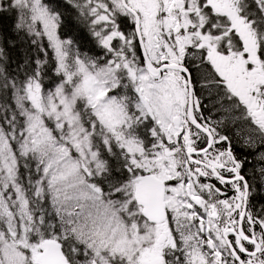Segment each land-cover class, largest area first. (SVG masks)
Returning a JSON list of instances; mask_svg holds the SVG:
<instances>
[{
    "label": "snow or ice",
    "instance_id": "snow-or-ice-1",
    "mask_svg": "<svg viewBox=\"0 0 264 264\" xmlns=\"http://www.w3.org/2000/svg\"><path fill=\"white\" fill-rule=\"evenodd\" d=\"M69 5L0 0V264H264V0Z\"/></svg>",
    "mask_w": 264,
    "mask_h": 264
},
{
    "label": "trees",
    "instance_id": "trees-1",
    "mask_svg": "<svg viewBox=\"0 0 264 264\" xmlns=\"http://www.w3.org/2000/svg\"><path fill=\"white\" fill-rule=\"evenodd\" d=\"M56 2L61 6V10L65 12V16L62 18L64 23L62 31H68L69 34L75 33L78 37H80L81 42L86 45L83 50L87 51L89 48H93L94 44L89 42L90 37L85 39L87 36V28H85L83 25H77L76 19L74 20L75 12L71 6L69 5L65 7L64 0H56ZM13 23L14 20L12 18V14L0 17V39L5 40V42L8 39L17 42V48H9L8 50L14 60H19L20 52H22L24 49L20 47L19 37H17L13 31ZM20 36H23V33H21ZM5 46L7 47L6 43ZM12 67H15V64H13Z\"/></svg>",
    "mask_w": 264,
    "mask_h": 264
},
{
    "label": "flooded vegetation",
    "instance_id": "flooded-vegetation-1",
    "mask_svg": "<svg viewBox=\"0 0 264 264\" xmlns=\"http://www.w3.org/2000/svg\"><path fill=\"white\" fill-rule=\"evenodd\" d=\"M66 2V0H64Z\"/></svg>",
    "mask_w": 264,
    "mask_h": 264
},
{
    "label": "rangeland",
    "instance_id": "rangeland-1",
    "mask_svg": "<svg viewBox=\"0 0 264 264\" xmlns=\"http://www.w3.org/2000/svg\"><path fill=\"white\" fill-rule=\"evenodd\" d=\"M74 20H75V18H74Z\"/></svg>",
    "mask_w": 264,
    "mask_h": 264
}]
</instances>
